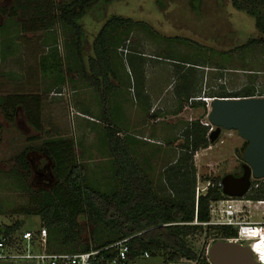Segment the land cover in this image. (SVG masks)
Returning a JSON list of instances; mask_svg holds the SVG:
<instances>
[{"label": "rangeland", "instance_id": "rangeland-1", "mask_svg": "<svg viewBox=\"0 0 264 264\" xmlns=\"http://www.w3.org/2000/svg\"><path fill=\"white\" fill-rule=\"evenodd\" d=\"M14 4V0H0V225L21 222V229L5 247L16 253L20 248L15 243L23 231L38 236L42 226L39 216L18 212L30 207L41 189L50 190L56 183L52 163L40 152L45 141L74 142L78 160L89 169V179L107 190L117 183L108 135V128H116L118 138L130 150V158L160 187L164 184L162 173L180 155L186 127L197 120L209 123L211 99L206 96L237 93L247 87H254L257 97L264 94V33L256 17L237 10L232 0H120L102 10L92 8L79 21L85 31L83 64L87 77L69 71L65 59L69 39L62 27L47 30L37 26L32 30L29 17H12ZM261 12L264 14V8ZM53 17L54 13L48 12L40 16L46 22ZM112 17L143 22L164 38L190 42L160 40L140 29L132 31L123 51L120 46L117 55H112L117 88L108 90L101 78L92 75L89 60L94 57L97 35ZM25 27L30 30L25 31ZM52 50L62 59V70L44 74L41 62ZM137 53L147 58L136 57ZM52 61L47 64L52 66ZM179 64L187 66L181 69ZM194 64L199 67H189ZM61 72L63 81L58 80ZM188 80L193 92L206 99L207 113L202 107H193L191 100L175 97L174 91ZM14 94L41 98L40 132L27 121L21 108L14 113L7 107L3 99ZM245 142L237 131L223 130L207 149L197 152V186L204 189L206 178L242 176ZM26 149L29 171L19 161ZM240 220L264 222V205L247 209ZM77 223L81 242L90 244L94 224L83 216ZM196 240L195 250L208 256L213 236ZM42 249L38 245L33 252ZM129 264H165L164 253L138 257ZM169 264L197 263L182 259Z\"/></svg>", "mask_w": 264, "mask_h": 264}, {"label": "trees", "instance_id": "trees-1", "mask_svg": "<svg viewBox=\"0 0 264 264\" xmlns=\"http://www.w3.org/2000/svg\"><path fill=\"white\" fill-rule=\"evenodd\" d=\"M14 1L12 17L14 19L29 17L32 19V30L37 26L47 30L55 25L62 27L69 39L65 58L68 69L69 71L75 70L78 74L87 77L83 64L85 31L79 21L92 8L97 7L102 10L103 7L120 0ZM232 2L237 10L247 11L256 17L257 25L264 33V14L261 12L264 8V0H232ZM46 12L54 13V17L48 22H46L47 19L40 18V16H45ZM98 18L103 19V15H99ZM136 29L160 40L190 42L184 38H164L143 22L137 23L131 19L120 17L108 19L93 43L94 57L89 60L92 75L96 78L100 77L105 86H107L110 76L115 77L112 55H117L120 46V50L123 51L131 32ZM24 30L29 31L30 28L25 27ZM252 43L259 42L250 44ZM247 47L244 46V48ZM54 51L56 50H52V53L41 62L44 74H49L52 69L58 71L60 68L62 70V59ZM125 51L133 55L132 50L128 51L126 48ZM6 52L4 49L5 54ZM136 57L143 58L138 53ZM51 60H53V65L49 66ZM179 65L181 69L187 66V64ZM189 67L195 69L199 66L194 64ZM217 67L225 69L223 65H217ZM58 78L59 81H63L62 72ZM198 93L193 92L189 80L182 88L174 91L175 97L179 101L191 100L193 107H202L207 113L206 103ZM257 96L259 95L256 94L254 87H247L237 93L221 92V94L206 96V98ZM260 96L264 97V94ZM3 100L14 113L18 108H21L26 114L27 121L37 131L42 130V105L39 96L29 97L23 94H14ZM209 130L210 126L204 125L201 120L192 122L186 127L180 155L162 173L164 184L159 187L145 176L135 159L130 158V150L118 138L119 131L116 128H108L110 154L116 160L114 176L117 183L113 188L107 190L97 187L89 179V169L78 160L74 142L49 139L44 142L40 152L52 163V173L56 183L50 190L41 189L38 195L34 196L33 204L30 207L22 208L18 213L36 215L41 218V229L38 236L35 234L34 238L38 239L35 241H39L40 232L46 230L44 242L46 253H84L130 239V252L125 264L134 262L145 252H148L150 256H156L163 252L165 264L176 263L182 259L194 261L197 264H211L209 256L196 251L193 247L197 244L196 239L202 236L205 238L213 236L214 242L219 239L231 241L238 237V231L230 226L209 224L211 222V203L229 199L222 192L220 178H206L205 182H211V185L207 192L201 194L196 200L197 170L194 156L200 150L210 146ZM127 139L132 141L131 137H127ZM247 145L248 142H245L244 151ZM28 152L29 150L26 149L19 157L20 163L27 171H29ZM234 176L238 175L234 174ZM246 198L264 201V179L253 181ZM80 216L94 224L95 230L92 233L93 239L90 244H83L80 240L81 230L77 223ZM20 229L21 222L10 226H0V240L4 238L8 240V243L11 242L13 236ZM104 236L107 238H105L106 240H103ZM108 256L110 255L107 254Z\"/></svg>", "mask_w": 264, "mask_h": 264}, {"label": "water", "instance_id": "water-1", "mask_svg": "<svg viewBox=\"0 0 264 264\" xmlns=\"http://www.w3.org/2000/svg\"><path fill=\"white\" fill-rule=\"evenodd\" d=\"M213 143L223 130L237 131L248 142L244 151L243 174L222 178V192L229 198H244L253 180L264 179V97L213 98L208 113ZM211 264H260L245 244L219 239L208 250Z\"/></svg>", "mask_w": 264, "mask_h": 264}, {"label": "built area", "instance_id": "built-area-1", "mask_svg": "<svg viewBox=\"0 0 264 264\" xmlns=\"http://www.w3.org/2000/svg\"><path fill=\"white\" fill-rule=\"evenodd\" d=\"M203 101L206 99L201 98ZM210 110V109H209ZM206 126H209L206 124ZM213 128L211 127L210 133ZM211 182H207L204 189L198 185L196 187V200L201 194L207 192ZM251 190V189H250ZM264 205V201H254L246 198H229L222 199L211 203V222L213 226H230L234 227L238 231V237L234 240L238 243H248L251 249H256L261 243L264 246V222H242L240 220L241 215L252 206ZM34 234L32 232H26L23 234V241L27 242V253L22 258L35 260L37 264H125L128 261V253L130 252L129 240L125 239L105 248L92 249L89 252L77 253V254H65V253H46V251L40 254H32L30 252V243L34 240ZM46 230L40 232L39 240L45 242ZM8 240H0V250L4 251ZM253 252V251H252ZM107 254L110 256L107 257ZM256 260L260 264H264V254L254 253ZM7 256L0 253V258H6ZM140 257L148 258L150 254L148 252L143 253ZM262 259V260H261Z\"/></svg>", "mask_w": 264, "mask_h": 264}, {"label": "crops", "instance_id": "crops-1", "mask_svg": "<svg viewBox=\"0 0 264 264\" xmlns=\"http://www.w3.org/2000/svg\"><path fill=\"white\" fill-rule=\"evenodd\" d=\"M143 58H147V57H145L143 55ZM98 79H100V77H98ZM115 82L116 81H114V77L110 76L106 88L108 90H113V89L116 90L117 85ZM86 113L88 114V112H86ZM5 226H7V225H5ZM26 232H31V231H29V230L23 231V234ZM32 233H34V232H32ZM23 234L20 236V241L15 243V245L20 248L19 251H17V253L15 250H13V249L11 250V248L6 249L7 247L5 248L4 251L0 250V253H3L7 256L6 258H0V264H37V262L35 260L22 258L21 256H24L25 254L19 253V252H23V251H26V253H27V246H26L27 242L23 241V239H22ZM42 242L43 241H40V240L39 241L32 240L30 243V252L32 254H40V253L44 252L45 247H44V242L43 243ZM38 245L42 246L43 249L40 252L34 253L33 249L35 250L36 246H38Z\"/></svg>", "mask_w": 264, "mask_h": 264}, {"label": "bare ground", "instance_id": "bare-ground-1", "mask_svg": "<svg viewBox=\"0 0 264 264\" xmlns=\"http://www.w3.org/2000/svg\"><path fill=\"white\" fill-rule=\"evenodd\" d=\"M213 101V99H211V102ZM207 102H209L208 100H207ZM211 104V103H210ZM252 251H253V254L254 253H256V254H261V255H263L264 254V246H262V244L260 243L259 245H258V247L256 248V249H252ZM258 260V259H257ZM262 260V259H261ZM263 262H264V260H263Z\"/></svg>", "mask_w": 264, "mask_h": 264}, {"label": "flooded vegetation", "instance_id": "flooded-vegetation-1", "mask_svg": "<svg viewBox=\"0 0 264 264\" xmlns=\"http://www.w3.org/2000/svg\"><path fill=\"white\" fill-rule=\"evenodd\" d=\"M242 168H243V165H242Z\"/></svg>", "mask_w": 264, "mask_h": 264}]
</instances>
